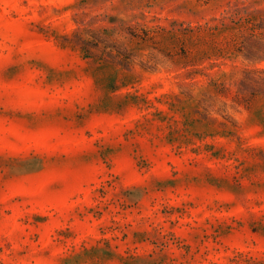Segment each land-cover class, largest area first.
I'll return each mask as SVG.
<instances>
[{
    "label": "rangeland",
    "instance_id": "374dc122",
    "mask_svg": "<svg viewBox=\"0 0 264 264\" xmlns=\"http://www.w3.org/2000/svg\"><path fill=\"white\" fill-rule=\"evenodd\" d=\"M0 264H264V0H0Z\"/></svg>",
    "mask_w": 264,
    "mask_h": 264
}]
</instances>
